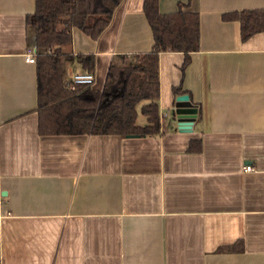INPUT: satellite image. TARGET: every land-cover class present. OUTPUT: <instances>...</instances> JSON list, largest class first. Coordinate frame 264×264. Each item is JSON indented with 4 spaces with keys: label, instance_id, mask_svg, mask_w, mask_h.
<instances>
[{
    "label": "crops",
    "instance_id": "crops-1",
    "mask_svg": "<svg viewBox=\"0 0 264 264\" xmlns=\"http://www.w3.org/2000/svg\"><path fill=\"white\" fill-rule=\"evenodd\" d=\"M179 2L199 14V49L184 71L182 52L159 53L161 134L132 137L38 134L34 0H0V264H264V31L241 41L221 18L264 0L158 10ZM142 5L123 0L97 40L72 30V54L95 55L94 89L112 61L151 49ZM79 71L69 62L65 78ZM178 86L197 107L186 131L171 115Z\"/></svg>",
    "mask_w": 264,
    "mask_h": 264
},
{
    "label": "trees",
    "instance_id": "trees-1",
    "mask_svg": "<svg viewBox=\"0 0 264 264\" xmlns=\"http://www.w3.org/2000/svg\"><path fill=\"white\" fill-rule=\"evenodd\" d=\"M122 1L34 0V11L25 16V25L35 47L39 135L157 137L161 134L159 53L182 52L184 71L191 61L190 53L199 49V14L185 9L189 2H179L174 12L160 13L158 0H143V15L152 34L151 49L130 59L122 56L120 62L112 61L100 90L94 89L93 83L73 84L65 78L69 62H75L80 72L95 74L93 53L72 54V30L76 28L97 40ZM221 18L239 23L241 41L264 31V8L228 11ZM172 91L181 94L179 86ZM200 150V140L191 141L187 147L188 152ZM220 250L236 248L227 245Z\"/></svg>",
    "mask_w": 264,
    "mask_h": 264
},
{
    "label": "water",
    "instance_id": "water-1",
    "mask_svg": "<svg viewBox=\"0 0 264 264\" xmlns=\"http://www.w3.org/2000/svg\"><path fill=\"white\" fill-rule=\"evenodd\" d=\"M176 99L180 104L172 109L171 115L178 121V129L183 131L190 130V127L197 116V107L188 101L187 94L178 95Z\"/></svg>",
    "mask_w": 264,
    "mask_h": 264
},
{
    "label": "built area",
    "instance_id": "built-area-1",
    "mask_svg": "<svg viewBox=\"0 0 264 264\" xmlns=\"http://www.w3.org/2000/svg\"><path fill=\"white\" fill-rule=\"evenodd\" d=\"M26 59L29 62H35V47H29L26 53ZM73 84H92L94 82V75L88 72H76L70 79ZM252 167L245 165L243 171H250Z\"/></svg>",
    "mask_w": 264,
    "mask_h": 264
}]
</instances>
